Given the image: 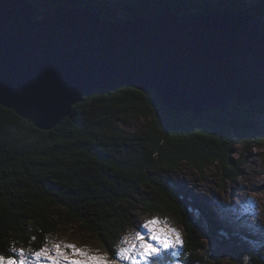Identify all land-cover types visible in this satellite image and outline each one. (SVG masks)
<instances>
[{
    "label": "trees",
    "instance_id": "16d2710c",
    "mask_svg": "<svg viewBox=\"0 0 264 264\" xmlns=\"http://www.w3.org/2000/svg\"><path fill=\"white\" fill-rule=\"evenodd\" d=\"M26 1L36 6L37 19L62 6L90 5L107 21L166 11L264 18V0ZM240 146L242 158L263 148L264 100L179 113L155 90L122 86L85 97L51 130L0 104V255L18 259L13 248L38 251L69 222L114 258L119 240L135 227L133 216L145 211L171 217L185 231V244L163 264H221L217 251L206 247L212 241L237 264H264V244L251 246L257 245L252 230L227 226L180 175L184 167L201 175L213 168L222 180L236 182L243 176V160L235 159Z\"/></svg>",
    "mask_w": 264,
    "mask_h": 264
},
{
    "label": "water",
    "instance_id": "95a60500",
    "mask_svg": "<svg viewBox=\"0 0 264 264\" xmlns=\"http://www.w3.org/2000/svg\"><path fill=\"white\" fill-rule=\"evenodd\" d=\"M36 14L26 0H0V104L41 130L122 86L155 90L179 113L264 100V18L166 11L107 21L95 5Z\"/></svg>",
    "mask_w": 264,
    "mask_h": 264
},
{
    "label": "rangeland",
    "instance_id": "374dc122",
    "mask_svg": "<svg viewBox=\"0 0 264 264\" xmlns=\"http://www.w3.org/2000/svg\"><path fill=\"white\" fill-rule=\"evenodd\" d=\"M241 155L242 147L240 146L236 151L235 159L243 160V176L236 182L227 179L222 180L220 171L213 168L201 175L188 167H184L180 175L190 192L197 194L208 208L223 216L227 226L235 230H240L242 227L250 228L254 236L253 244H257L251 246L260 247L264 244V146L250 150L244 158ZM153 216L169 219L172 226L182 233L185 244V231L179 223L171 217L162 214L149 215L145 211H140L133 216L135 227L128 234L139 231V225ZM50 241L88 247L92 249L93 254L98 249L101 254H108L109 259H115L104 249L98 239L73 223L65 222L59 233L54 235ZM206 247L217 251L223 260L221 264H237V258L228 249H225V246L212 241L207 242ZM244 260L245 258L243 263Z\"/></svg>",
    "mask_w": 264,
    "mask_h": 264
},
{
    "label": "snow or ice",
    "instance_id": "6c2138e0",
    "mask_svg": "<svg viewBox=\"0 0 264 264\" xmlns=\"http://www.w3.org/2000/svg\"><path fill=\"white\" fill-rule=\"evenodd\" d=\"M139 228L119 240L112 253L115 259L98 249L93 254L88 247L49 240L38 251L13 248L19 258L0 255V264H163L172 250L183 247L182 233L167 218L153 216Z\"/></svg>",
    "mask_w": 264,
    "mask_h": 264
}]
</instances>
